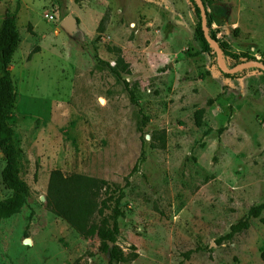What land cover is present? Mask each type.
I'll return each mask as SVG.
<instances>
[{
  "label": "rangeland",
  "instance_id": "rangeland-1",
  "mask_svg": "<svg viewBox=\"0 0 264 264\" xmlns=\"http://www.w3.org/2000/svg\"><path fill=\"white\" fill-rule=\"evenodd\" d=\"M201 1L238 57L224 62L220 49L227 72L189 0H0V21L14 16L20 38L9 125L29 190L0 223V264H106L97 236L46 206L53 171L123 188L124 264H263L264 211L216 241L264 202V0ZM67 15L73 37L60 27ZM9 195L0 181V200Z\"/></svg>",
  "mask_w": 264,
  "mask_h": 264
},
{
  "label": "trees",
  "instance_id": "trees-1",
  "mask_svg": "<svg viewBox=\"0 0 264 264\" xmlns=\"http://www.w3.org/2000/svg\"><path fill=\"white\" fill-rule=\"evenodd\" d=\"M189 2L193 7L197 21V35L209 52H212L213 48L205 40L201 29L200 11L193 0H189ZM202 2L206 10V4H204V1ZM205 15L207 33L211 39L218 43L210 27L212 19L207 12H205ZM19 42L16 19L14 16L6 14L0 21V154L4 163L0 172V181L10 191V195L0 200V223L19 213L29 197L28 187L19 176L17 151L13 144L12 130L9 125L11 111L16 99L10 64ZM218 46L221 49L224 62L228 59L238 60L236 55L228 53L221 44L218 43ZM261 57V62L264 65V49L261 52ZM212 58H215V54L212 55ZM241 74L242 72H236L224 74V76L229 79H240L243 76ZM124 84L127 88L126 83ZM129 93L131 94L130 91ZM203 114V109H198L194 112V123L197 127L202 124ZM101 191L106 198L98 202ZM123 196V188L108 184L104 180L92 179L82 175L63 177L59 171H53L49 177L46 206L55 216L64 220L82 237L97 236L99 250L107 259L106 264H124L128 262V258L115 245L119 235L118 218L121 215L120 202ZM106 209L110 210L107 216L104 215V210ZM263 211L264 202L252 206L244 218L231 225L228 233L216 241L217 244L223 241H230L235 235L247 230L249 228V220L258 218ZM94 215L101 217L97 224L92 221ZM260 221L264 222V218H261ZM109 244L112 245L109 246ZM260 259L264 264V250L260 253Z\"/></svg>",
  "mask_w": 264,
  "mask_h": 264
},
{
  "label": "water",
  "instance_id": "water-1",
  "mask_svg": "<svg viewBox=\"0 0 264 264\" xmlns=\"http://www.w3.org/2000/svg\"><path fill=\"white\" fill-rule=\"evenodd\" d=\"M199 11L201 14V29L204 35L205 40L214 48V50L216 51V58H217V65L218 66H222V70L223 72H227V70L224 68V63L223 60L221 58V54H220V48L218 46V44L210 38V36L208 35L206 28H205V8L203 6V3L201 0H194ZM60 27L61 29L66 33L67 36L69 37H73L76 33H77V19L75 17H73L72 15H67L60 23ZM25 244L29 243V240L26 239ZM112 244H109V246H111Z\"/></svg>",
  "mask_w": 264,
  "mask_h": 264
}]
</instances>
